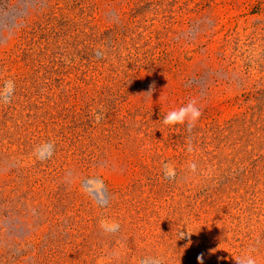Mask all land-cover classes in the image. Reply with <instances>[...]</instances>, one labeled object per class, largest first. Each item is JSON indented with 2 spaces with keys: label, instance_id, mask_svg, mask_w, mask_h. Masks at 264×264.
Masks as SVG:
<instances>
[{
  "label": "rangeland",
  "instance_id": "obj_1",
  "mask_svg": "<svg viewBox=\"0 0 264 264\" xmlns=\"http://www.w3.org/2000/svg\"><path fill=\"white\" fill-rule=\"evenodd\" d=\"M7 80L0 264H264V0H0Z\"/></svg>",
  "mask_w": 264,
  "mask_h": 264
},
{
  "label": "clouds",
  "instance_id": "obj_2",
  "mask_svg": "<svg viewBox=\"0 0 264 264\" xmlns=\"http://www.w3.org/2000/svg\"><path fill=\"white\" fill-rule=\"evenodd\" d=\"M15 82L13 80H7L4 82L3 86L0 87V102L9 103L11 102V98L15 94ZM202 115L201 109L198 106L195 100H190L187 104L173 109L167 112L163 118L162 123L168 127H175L179 125L186 126L187 129L190 131L193 129L200 120ZM102 114H96V121L99 122L102 119ZM54 145L51 143H47L43 145V151H38L37 158L45 159L52 155V149ZM188 152H192L191 144L188 145L187 148ZM189 169L193 173L197 170L196 163H190ZM165 178L172 179L175 177V170L170 165H165L164 172ZM100 228L106 233H113L116 232L120 225L115 221H108V220H101L99 223ZM199 264H203V257H198ZM236 264H257V260L255 256L252 254L251 251L242 255Z\"/></svg>",
  "mask_w": 264,
  "mask_h": 264
}]
</instances>
